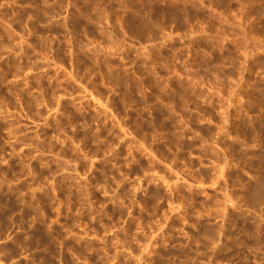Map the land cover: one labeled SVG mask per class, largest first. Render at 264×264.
<instances>
[{
  "label": "rangeland",
  "instance_id": "1",
  "mask_svg": "<svg viewBox=\"0 0 264 264\" xmlns=\"http://www.w3.org/2000/svg\"><path fill=\"white\" fill-rule=\"evenodd\" d=\"M0 264H264V0H0Z\"/></svg>",
  "mask_w": 264,
  "mask_h": 264
}]
</instances>
